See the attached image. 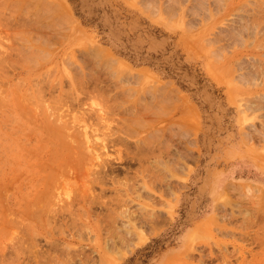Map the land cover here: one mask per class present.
Returning <instances> with one entry per match:
<instances>
[{"label": "rangeland", "instance_id": "374dc122", "mask_svg": "<svg viewBox=\"0 0 264 264\" xmlns=\"http://www.w3.org/2000/svg\"><path fill=\"white\" fill-rule=\"evenodd\" d=\"M46 1L66 24L43 28L40 0H0V264H264V0ZM155 83L174 91L168 114L139 107ZM124 119L157 147L174 127L187 156L171 191L152 188L156 226L114 249L122 176L102 193L97 172L129 152L110 141Z\"/></svg>", "mask_w": 264, "mask_h": 264}, {"label": "bare ground", "instance_id": "6f19581e", "mask_svg": "<svg viewBox=\"0 0 264 264\" xmlns=\"http://www.w3.org/2000/svg\"><path fill=\"white\" fill-rule=\"evenodd\" d=\"M31 1V0H30ZM38 1V0H37ZM157 1V0H156ZM198 1V0H197ZM207 1V0H206ZM48 1H42V0H40V2H38V3H40V4H42L43 6H42V11H39L40 13L41 12H44V18L47 20V22H45V24L43 23V24H41L42 25V27L43 28H47V29H49L48 27H53V24H55V23H57V21H58V18L55 16V13H54V16H53V12L50 10V8H55L56 6V4L55 5H53L51 2H50V4H49V2L47 3ZM37 3V2H36ZM201 3V2H200ZM206 3V2H205ZM204 3V4H205ZM39 4V5H40ZM151 4V3H150ZM254 4V3H253ZM33 5V4H32ZM34 5H36V4H34ZM50 5V6H49ZM53 5V6H52ZM163 5V4H162ZM252 5V4H251ZM255 5V4H254ZM27 6V5H26ZM30 6V5H29ZM36 6H38V4L36 5ZM156 6V5H155ZM259 6V5H258ZM257 6V7H258ZM14 7V6H13ZM16 7V6H15ZM34 8H35V6H33ZM157 7V6H156ZM188 7V6H187ZM31 8V7H30ZM174 8V7H173ZM262 8V7H261ZM16 9V8H15ZM39 9H41V8H39ZM38 9V10H39ZM26 10V9H25ZM44 10V11H43ZM48 10H50L51 12H52V14L50 13V16L49 15H47V13H45V11H47V12H50V11H48ZM57 10H58V8H57ZM256 10V9H255ZM258 10H260V9H257V12H258ZM53 11L55 12L56 10L55 9H53ZM61 11V10H60ZM34 12V11H33ZM38 12V11H37ZM39 13V14H40ZM58 12L56 11V14H57ZM259 13V12H258ZM260 13H262L261 11H260ZM39 14H37V15H39ZM45 14H46V16H45ZM49 14V13H48ZM30 15V14H29ZM41 15V14H40ZM258 15V14H257ZM42 16V17H43ZM254 16V15H253ZM41 17V18H42ZM59 17L61 18V21H60V23L61 22H64V20L62 21V19H64L65 17H61V15L59 14ZM259 17V16H258ZM28 18V17H27ZM38 18H40V17H38ZM39 20V19H38ZM43 20V19H42ZM45 20V21H46ZM66 20V19H65ZM36 21H37V19H36ZM3 22V21H2ZM34 22V21H33ZM41 22V21H40ZM59 22V21H58ZM68 22V21H67ZM263 22V21H262ZM29 23V22H28ZM39 23V22H38ZM37 23V24H38ZM60 23H57L58 25H60ZM65 24H66V22H64ZM56 24V25H57ZM250 24H252V23H250ZM254 24V23H253ZM264 24V23H263ZM30 25V24H29ZM44 25V26H43ZM242 25H244V23L242 24ZM247 25V24H246ZM24 26V25H23ZM61 26V25H60ZM59 26V28H61ZM245 26V25H244ZM257 26V25H256ZM55 27V26H54ZM243 27V26H242ZM246 27V26H245ZM28 28V27H27ZM33 28V27H32ZM56 28H58V27H56ZM248 28H249V26H248ZM248 28H247V30H248ZM253 28V30H254V27H252ZM264 28V27H263ZM262 28V29H263ZM240 29V28H239ZM243 29V28H242ZM24 30V29H23ZM50 30H55V28H50ZM49 30V31H50ZM61 30H62V28H61ZM244 30V29H243ZM251 30V29H250ZM259 30V29H258ZM246 31V30H245ZM51 32V31H50ZM239 33V30H236V33ZM259 32V31H258ZM18 33V32H17ZM30 33H32V32H30ZM234 33V32H233ZM232 33V34H233ZM237 33V35H239ZM243 33V32H242ZM254 33V32H253ZM260 33V32H259ZM61 34V33H60ZM262 34V33H261ZM19 35H21V34H19ZM29 35V34H28ZM38 35V34H37ZM256 35H258V34H256ZM59 37V36H58ZM36 39V38H35ZM264 39V38H263ZM46 41V40H45ZM28 43V42H27ZM91 50V49H90ZM89 50V51H90ZM89 53V56H92L94 59L96 58L95 56H97V59H100V58H98V56L99 57H101V54L99 55V51H91V53L90 52H88ZM74 57V56H73ZM105 57V56H104ZM87 58V57H86ZM93 59V60H94ZM101 60H103V61H105L106 63H107V65L106 66H108L109 67V65H110V63L108 62V60L107 59H105V58H103L102 57V59ZM258 60V59H257ZM95 61V60H94ZM251 61V60H250ZM255 62V61H254ZM72 63V62H71ZM101 63V62H100ZM103 63V62H102ZM115 63V62H114ZM250 63V62H249ZM73 64V63H72ZM116 64H117V62H116ZM255 64H257V65H255ZM101 65V64H100ZM254 65V68L256 67L257 69L259 68V66L258 65H261V62H258V63H254L253 64ZM103 66V65H102ZM113 66V65H112ZM72 68H73V66H71ZM77 67V66H76ZM75 67V68H76ZM111 67V66H110ZM109 67V68H110ZM112 68V67H111ZM251 68V67H250ZM249 68V69H250ZM253 68V67H252ZM251 68V69H252ZM254 69V70H249V71H247L246 73H244L241 77V79H244V80H246L247 79V77H254L255 75L257 76L259 73L258 72H260V71H257V69ZM264 68V67H263ZM74 69V68H73ZM79 69V68H78ZM113 69V68H112ZM261 68H259V70H260ZM76 70H77V68H76ZM114 70V69H113ZM248 70V69H247ZM78 71H80V70H78ZM112 71V70H111ZM110 71V72H111ZM262 71V70H261ZM77 72V71H76ZM81 72V71H80ZM125 72V71H124ZM122 70H118V69H116V70H114V72H112V73H110L111 74V76H115V78L117 79V80H121V79H123L124 77H126L125 76V73H124ZM79 72H77V74H78ZM124 73V74H123ZM258 73V74H257ZM261 73V72H260ZM262 73H263V71H262ZM129 74V73H128ZM247 74V76H244V75H246ZM241 75V74H240ZM249 75V76H248ZM264 76V75H263ZM239 78V77H238ZM133 79V78H132ZM139 79V78H138ZM124 80H126V79H124ZM123 81V80H122ZM121 81V82H122ZM128 81H130V80H128ZM117 82H119L120 83V81H117ZM125 82H127V81H125ZM124 82V83H125ZM125 86V85H124ZM145 89V88H144ZM146 89L147 90H144V92H153L152 93V97H151V101H150V105H141V103H139L140 105H139V107L141 106V108H146V109H148V110H150V108L152 109V108H154V107H156L155 105H156V103L157 104H159L158 105V107H156V108H158V110L161 112L160 114H162V112H163V108H164V104H165V102L167 101V100H169V101H171V98L175 95L173 92L174 91H172V88L170 87V85H168L167 83H165V84H163V85H159V84H157V83H155V85H149L148 87H146ZM150 89H152V90H150ZM128 90V89H127ZM133 90V89H132ZM123 92V91H122ZM125 92H126V90H125ZM124 92V93H125ZM130 92V91H129ZM136 92V91H135ZM129 94V93H128ZM144 94V93H143ZM149 94H151V93H149ZM174 94V95H173ZM171 95H173L172 97H171ZM122 96H124V95H122ZM150 97V96H149ZM260 97H262V99L264 98L263 97V95H261ZM173 98H175V96L173 97ZM148 99V98H147ZM177 100V99H176ZM174 101V100H173ZM168 102V101H167ZM166 102V103H167ZM145 103V102H144ZM149 103V102H148ZM170 103V102H169ZM168 103V104H169ZM147 104V103H146ZM151 104H152V106H151ZM248 103H246V105H247ZM138 105V104H137ZM171 105V104H170ZM169 105V106H170ZM244 105V104H243ZM245 105V107H247V109H248V106H246ZM146 106H148V108L146 107ZM149 106H151L150 108H149ZM165 106H166V108H167V105L165 104ZM134 107V106H133ZM249 107H251V104H250V106ZM138 108V107H137ZM137 108H135V109H137ZM140 109V108H139ZM138 109V110H139ZM142 109V110H143ZM168 109V112L166 113V112H164L165 114H168V113H170L169 111V108H167ZM172 109V108H171ZM254 109V108H253ZM125 110V109H124ZM132 110H133V108H132ZM147 110V111H148ZM166 109L164 108V111H165ZM143 111H145V110H143ZM142 111V112H143ZM152 110H150L149 112H151ZM154 112H152V113H157V109H156V111L155 110H153ZM159 111H158V113H159ZM126 112V111H125ZM138 112V111H137ZM135 112L134 111V113H132V112H129V113H131L130 115L131 116H129L130 118V120H132V123H134V124H137V125H139L140 123H142L143 124V121L145 120V119H143L142 118V114L140 113V112ZM136 113V114H135ZM139 113L141 114V115H139ZM157 113V114H158ZM129 115V114H128ZM143 115H145V114H143ZM159 115V114H158ZM165 116V115H164ZM127 118V117H126ZM162 118V117H161ZM129 119H127V120H129ZM140 119H142L143 121L141 122V120ZM149 119V118H148ZM151 120V119H150ZM153 120V119H152ZM158 120V119H157ZM125 121H126V119H124V122H123V120H122V123H121V125L118 127L119 129H117V130H115L110 136H111V139H110V141L111 142H113V143H119V144H125V146L127 145V148H128V150H129V152L128 151H125L124 152V155H118L117 156V160L119 161L118 163H114L113 162V160H104L103 162H102V164L100 165V170L97 172V174L99 175V185H100V189H101V192L103 193L104 191H105V188L103 187V185L101 184L102 182H106L107 181V178H109V179H113L114 177H117V176H122V179H117L116 181V185L117 186H120V187H116V191H117V197H118V199H116V200H119V204H117L118 203V201H116L117 203V206H115L114 208H112V210L113 209H117V210H115V212L114 211H112L111 209H109V211L111 210L114 214L111 216V224H110V220H109V222H108V225L110 226L109 228L111 229L112 227H113V229H111L110 230V232H111V238L109 239L110 240V242H109V247L108 248H128V247H130L132 244V242H134V240L138 237L139 238V240L140 239H142V236L144 235L143 233H144V231H145V227L147 226V227H149L150 229H152L151 227H153V226H156L155 225V223H157L156 221H158V218L160 217V212H158V210L157 209H155L154 208V206H153V204H158V203H160L156 198L157 197H155V193L153 192V190L154 189H152V188H155V189H157L158 191H160V188H161V183H165V185L167 184V190L168 191H171L172 190V188H174V185H172V182H173V180H172V178H176L177 177V174L180 172V170H179V168H178V166H180V164H181V160H183V159H185L186 158V156H187V151L185 150L184 152H183V150L182 151H179V150H174V149H172L171 147L173 146V145H175L173 142H172V138H173V136L175 135L173 132H172V130H174V129H172V128H174V127H172L171 128V126H167V128L166 127H164L165 129H167V135H166V132H163L162 134H160L159 133V131H161V129L162 128H158V133L160 134V135H163L164 136V133H165V135H166V137H167V139L168 140H162L163 141V143L161 144L162 146H160V147H157V145L156 144H158L159 142H158V138H160V137H156L157 139V141L156 142H158V143H156L155 145H152L153 143H152V141H149V142H151L152 144H150L148 141H144L143 140V138H145V137H141V138H139V139H141V140H137V138H135V140H133V137H132V134H133V131L135 130H132V132H131V129H129V127H130V125H129V127H127V125L126 124H124L125 123ZM127 122V121H126ZM140 122V123H139ZM128 123H131V122H128ZM131 123V126L133 125L134 126V124H132ZM169 123H171V121L169 122ZM141 124V125H142ZM184 124V123H183ZM183 124L181 125V129H182V126H183ZM145 125V124H144ZM144 125H142V126H144ZM148 125V124H147ZM136 126V125H135ZM134 126V127H135ZM141 126V127H142ZM146 126V125H145ZM180 126V125H179ZM186 126H187V124H186ZM149 127V126H148ZM146 129H147V127H145ZM185 128V127H184ZM183 128V129H184ZM157 129V128H156ZM172 129V130H171ZM178 130H180V128L178 129ZM55 131V130H54ZM57 131V133L59 132L58 130H56ZM165 131V130H164ZM186 131V134H187V130H185ZM135 132V131H134ZM155 132H157V131H154V134H152L153 136L156 134ZM162 132V131H161ZM177 132V131H176ZM179 132H181V134L183 135V131H179ZM178 132V133H179ZM53 133V132H52ZM153 133V132H152ZM189 133V132H188ZM54 134V133H53ZM137 134V133H136ZM158 134V135H159ZM186 134H184L183 135V137L185 138V135ZM134 135V134H133ZM148 134H146V136H147ZM159 135V136H160ZM177 135V134H176ZM61 136V135H60ZM179 136V135H178ZM148 138V137H147ZM151 138L153 139V137L151 136ZM164 138V137H163ZM180 138V137H179ZM47 139V138H46ZM149 139V138H148ZM152 139H150V140H152ZM133 140V141H132ZM63 141V140H62ZM185 143H186V145H187V147H188V145H190V140L189 139H187V140H185ZM160 145V143L158 144V146ZM61 146V145H60ZM58 147V146H57ZM154 149H157V152L156 151H154ZM54 150V149H53ZM56 152V151H55ZM54 152V153H55ZM118 154H120V153H122L121 151H119V152H117ZM57 154V153H56ZM128 156H130V157H128ZM122 157H125V158H122ZM150 158V159H149ZM136 163V165H137V167H135L134 169H132V166L134 165ZM146 164V165H145ZM135 174L136 172H138V173H140V175L142 176V180H141V182H140V186H137V187H134V185L133 184H131L132 183V181H129V179L128 178H130V176L133 174V173ZM130 173H132L131 175H130ZM131 182V183H130ZM174 183V182H173ZM253 190V189H252ZM248 192H250V190L248 189ZM252 192V191H251ZM262 192V191H261ZM131 195H133L134 197H136V200L138 201V204L134 207V209H130L128 206H130L129 205V203H131L132 202V197H131ZM94 198H95V196H94ZM95 199H98L97 197L95 198ZM115 204V205H116ZM126 207V208H124V207ZM46 207V206H45ZM48 207H49V205H48ZM117 207V208H116ZM123 207V209H121ZM51 209V208H50ZM130 211H129V210ZM48 210V209H47ZM132 210V211H131ZM109 211H108V213H109ZM51 211H48V214L50 213ZM112 214V213H111ZM107 215V214H106ZM108 216V215H107ZM110 216V215H109ZM108 216V217H109ZM108 217H106L107 218V220L110 218H108ZM121 218V219H120ZM48 219H50L49 218V216L47 217V220ZM124 219V220H123ZM119 221V224H121L120 222H122V224H121V227L123 228V230H122V228H119V226L120 225H117L116 226V224H117V222ZM137 228H141V230H139V231H136V229ZM154 228V227H153ZM124 229H125V231H124ZM117 230V231H116ZM109 231V230H108ZM107 231V232H108ZM145 233H146V231H145ZM117 255H120V252L119 253H116ZM67 264V263H66Z\"/></svg>", "mask_w": 264, "mask_h": 264}]
</instances>
